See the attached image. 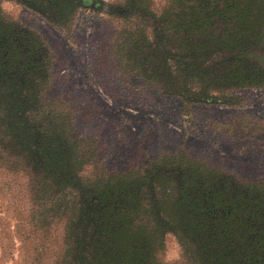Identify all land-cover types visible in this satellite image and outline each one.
Wrapping results in <instances>:
<instances>
[{
  "label": "trees",
  "instance_id": "1",
  "mask_svg": "<svg viewBox=\"0 0 264 264\" xmlns=\"http://www.w3.org/2000/svg\"><path fill=\"white\" fill-rule=\"evenodd\" d=\"M16 1L61 29L81 8L107 17L91 65L103 90L131 107L159 95L230 106L233 92L264 90V0ZM57 78L48 42L0 10V200L23 264H171L168 236L181 254L172 264H264V181L180 150L107 168ZM11 237L5 220L6 250Z\"/></svg>",
  "mask_w": 264,
  "mask_h": 264
},
{
  "label": "rangeland",
  "instance_id": "2",
  "mask_svg": "<svg viewBox=\"0 0 264 264\" xmlns=\"http://www.w3.org/2000/svg\"><path fill=\"white\" fill-rule=\"evenodd\" d=\"M0 10L7 21L36 31L53 48L62 77L55 81L54 90H60L77 108V131L93 136L101 165L132 167L180 150L241 179L264 181L263 89L233 92L236 102L230 106L186 107L177 99L159 95L144 107L143 96L137 103L129 99L131 107L103 90L91 65L95 40L109 29L104 23L110 21L107 17L103 21L93 9L81 8L73 21L61 29L48 25L16 0H3ZM246 116L255 121L250 122ZM230 123L240 128L234 129ZM1 201L0 226L7 221L13 249L6 250L0 241V264H23L15 220L8 215V204ZM163 260L181 262L172 236L165 240Z\"/></svg>",
  "mask_w": 264,
  "mask_h": 264
}]
</instances>
